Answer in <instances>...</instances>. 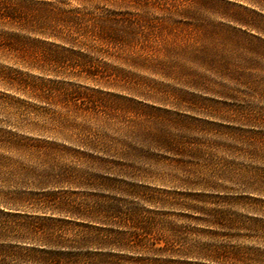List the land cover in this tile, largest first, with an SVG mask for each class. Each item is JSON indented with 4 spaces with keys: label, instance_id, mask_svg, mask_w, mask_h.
<instances>
[{
    "label": "rangeland",
    "instance_id": "rangeland-1",
    "mask_svg": "<svg viewBox=\"0 0 264 264\" xmlns=\"http://www.w3.org/2000/svg\"><path fill=\"white\" fill-rule=\"evenodd\" d=\"M264 264V0H0V264Z\"/></svg>",
    "mask_w": 264,
    "mask_h": 264
},
{
    "label": "trees",
    "instance_id": "trees-1",
    "mask_svg": "<svg viewBox=\"0 0 264 264\" xmlns=\"http://www.w3.org/2000/svg\"><path fill=\"white\" fill-rule=\"evenodd\" d=\"M58 255L55 254L54 257H48L46 259H42V261L44 263H49V264H59V263H62L63 259H60L59 257H57Z\"/></svg>",
    "mask_w": 264,
    "mask_h": 264
}]
</instances>
